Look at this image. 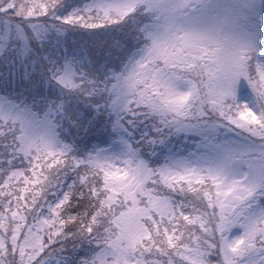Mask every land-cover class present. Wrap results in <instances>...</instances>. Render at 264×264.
<instances>
[{
	"label": "snow or ice",
	"instance_id": "obj_1",
	"mask_svg": "<svg viewBox=\"0 0 264 264\" xmlns=\"http://www.w3.org/2000/svg\"><path fill=\"white\" fill-rule=\"evenodd\" d=\"M0 90V264H264V0H0Z\"/></svg>",
	"mask_w": 264,
	"mask_h": 264
},
{
	"label": "rangeland",
	"instance_id": "obj_2",
	"mask_svg": "<svg viewBox=\"0 0 264 264\" xmlns=\"http://www.w3.org/2000/svg\"><path fill=\"white\" fill-rule=\"evenodd\" d=\"M81 38H83V40H85V41H87L89 43H91L92 40H100V39H102L101 36H94V37H88V36L81 37V36H79L78 37V39H81ZM103 38L104 39H107V37H103Z\"/></svg>",
	"mask_w": 264,
	"mask_h": 264
},
{
	"label": "trees",
	"instance_id": "obj_3",
	"mask_svg": "<svg viewBox=\"0 0 264 264\" xmlns=\"http://www.w3.org/2000/svg\"><path fill=\"white\" fill-rule=\"evenodd\" d=\"M79 35L76 37H73V39H78ZM0 93L2 94V96L7 95V92H5L4 90H0Z\"/></svg>",
	"mask_w": 264,
	"mask_h": 264
}]
</instances>
